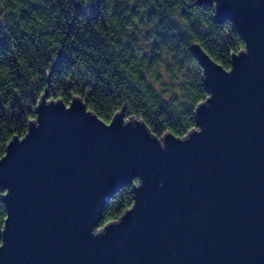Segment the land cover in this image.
Returning a JSON list of instances; mask_svg holds the SVG:
<instances>
[{"label": "water", "instance_id": "obj_1", "mask_svg": "<svg viewBox=\"0 0 264 264\" xmlns=\"http://www.w3.org/2000/svg\"><path fill=\"white\" fill-rule=\"evenodd\" d=\"M200 1L245 48L227 69L192 45L209 95L198 127L159 138L44 95L0 158V264H264V0ZM126 185L133 204L101 227Z\"/></svg>", "mask_w": 264, "mask_h": 264}, {"label": "trees", "instance_id": "obj_2", "mask_svg": "<svg viewBox=\"0 0 264 264\" xmlns=\"http://www.w3.org/2000/svg\"><path fill=\"white\" fill-rule=\"evenodd\" d=\"M21 2L29 6L19 20L0 21V158L14 136L25 135L44 95L66 104L81 97L108 123L122 112L159 138L184 137L198 127L196 107L209 96L192 45L227 69L245 48L234 24L215 20L214 7L200 0ZM132 204L126 185L106 205L100 226Z\"/></svg>", "mask_w": 264, "mask_h": 264}, {"label": "clouds", "instance_id": "obj_3", "mask_svg": "<svg viewBox=\"0 0 264 264\" xmlns=\"http://www.w3.org/2000/svg\"><path fill=\"white\" fill-rule=\"evenodd\" d=\"M28 6L27 3H23L21 0H3V3L0 4V21L5 24H11L14 20H19L20 10Z\"/></svg>", "mask_w": 264, "mask_h": 264}, {"label": "snow or ice", "instance_id": "obj_4", "mask_svg": "<svg viewBox=\"0 0 264 264\" xmlns=\"http://www.w3.org/2000/svg\"><path fill=\"white\" fill-rule=\"evenodd\" d=\"M149 43H151V41H149ZM91 111V110H90ZM4 161V160H3ZM4 247V245L0 244V249H2Z\"/></svg>", "mask_w": 264, "mask_h": 264}, {"label": "rangeland", "instance_id": "obj_5", "mask_svg": "<svg viewBox=\"0 0 264 264\" xmlns=\"http://www.w3.org/2000/svg\"><path fill=\"white\" fill-rule=\"evenodd\" d=\"M187 135V134H186ZM162 138V137H161Z\"/></svg>", "mask_w": 264, "mask_h": 264}]
</instances>
